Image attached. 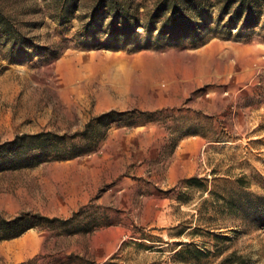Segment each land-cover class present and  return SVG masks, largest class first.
Returning a JSON list of instances; mask_svg holds the SVG:
<instances>
[{
  "label": "rangeland",
  "instance_id": "374dc122",
  "mask_svg": "<svg viewBox=\"0 0 264 264\" xmlns=\"http://www.w3.org/2000/svg\"><path fill=\"white\" fill-rule=\"evenodd\" d=\"M264 0H0V264H264Z\"/></svg>",
  "mask_w": 264,
  "mask_h": 264
},
{
  "label": "trees",
  "instance_id": "16d2710c",
  "mask_svg": "<svg viewBox=\"0 0 264 264\" xmlns=\"http://www.w3.org/2000/svg\"><path fill=\"white\" fill-rule=\"evenodd\" d=\"M250 209L253 210V216L257 225L264 229V197H253L250 201Z\"/></svg>",
  "mask_w": 264,
  "mask_h": 264
}]
</instances>
